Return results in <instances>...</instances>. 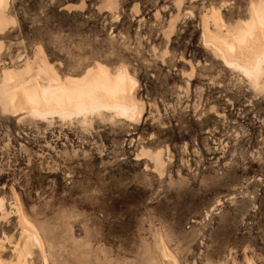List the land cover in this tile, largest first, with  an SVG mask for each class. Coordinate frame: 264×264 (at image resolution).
I'll return each mask as SVG.
<instances>
[{"label": "rangeland", "instance_id": "obj_1", "mask_svg": "<svg viewBox=\"0 0 264 264\" xmlns=\"http://www.w3.org/2000/svg\"><path fill=\"white\" fill-rule=\"evenodd\" d=\"M262 2L0 0V264H264V63L222 59L264 53ZM122 73L132 118L30 113Z\"/></svg>", "mask_w": 264, "mask_h": 264}, {"label": "bare ground", "instance_id": "obj_2", "mask_svg": "<svg viewBox=\"0 0 264 264\" xmlns=\"http://www.w3.org/2000/svg\"><path fill=\"white\" fill-rule=\"evenodd\" d=\"M255 11L257 17L249 22L247 21L245 29L236 32V36L240 37V41H243L247 35L252 34L257 23L264 24V2L260 3ZM229 49L234 50L233 44L229 45ZM222 59L228 67L241 71L245 76H252L255 80L261 72L264 53L257 55L252 65H242L224 56H222ZM102 71L104 72V70ZM53 81L55 82L57 79H53ZM125 81L123 73L118 76L114 75L113 84L110 86L104 77L96 75V77L94 76V78L81 85L67 82L54 84L53 82L41 88H36L35 85L30 84L25 87V92L32 103L30 113L38 118L54 115L62 119H78L80 122H84L88 116L107 114L110 118L118 116L119 118L128 119L132 118L134 107L120 99L121 94L125 91ZM107 94H112L115 97H105ZM11 102L13 103V99H11ZM3 105H5L4 101ZM27 240L32 241L33 245L40 243L35 234L27 236ZM21 256L19 251L20 263L14 264H24ZM164 256L166 255L164 254Z\"/></svg>", "mask_w": 264, "mask_h": 264}, {"label": "crops", "instance_id": "obj_3", "mask_svg": "<svg viewBox=\"0 0 264 264\" xmlns=\"http://www.w3.org/2000/svg\"><path fill=\"white\" fill-rule=\"evenodd\" d=\"M97 115H92L91 118H90V121L92 120V118L96 117ZM81 123H86V122H81ZM32 246H33V243L32 241H28L27 240V236L26 238L24 239V243H23V248L26 252L30 253L31 252V249H32ZM15 263H20V257H19V252L17 253V262Z\"/></svg>", "mask_w": 264, "mask_h": 264}]
</instances>
